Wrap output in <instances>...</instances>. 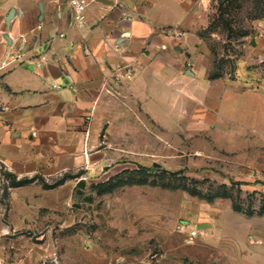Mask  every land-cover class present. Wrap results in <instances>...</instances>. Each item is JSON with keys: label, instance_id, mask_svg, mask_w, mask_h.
Here are the masks:
<instances>
[{"label": "rangeland", "instance_id": "374dc122", "mask_svg": "<svg viewBox=\"0 0 264 264\" xmlns=\"http://www.w3.org/2000/svg\"><path fill=\"white\" fill-rule=\"evenodd\" d=\"M223 5L222 14L220 0L197 2L207 24L194 34L165 29L171 51L191 46L202 77L264 87V0ZM202 96L179 107L163 93L161 122L132 108L81 158L52 147L28 172L0 161V264H264V147L258 164L237 162L235 127ZM14 176L31 182L13 186ZM195 224L213 225L190 242Z\"/></svg>", "mask_w": 264, "mask_h": 264}, {"label": "crops", "instance_id": "0c3cea01", "mask_svg": "<svg viewBox=\"0 0 264 264\" xmlns=\"http://www.w3.org/2000/svg\"><path fill=\"white\" fill-rule=\"evenodd\" d=\"M85 1L80 24L69 0H0L1 162L28 172L35 158L50 157L52 147L81 158L84 147L102 144L99 132L114 130L132 108L143 107L161 122L157 105L163 93L178 96L179 107L184 95L192 103L209 98L207 113L214 109L237 131L228 143L240 150L237 162L263 159L264 87L202 77L192 66L191 46L171 51L175 36L165 29L192 34L205 29L207 21H199L195 6L200 0H113L114 6ZM22 35L29 38V58L3 68ZM40 55L47 59L38 65ZM126 66L133 67V77L116 80L115 72ZM212 90L217 96L210 97ZM204 125L212 132L219 126L216 116L205 117ZM41 147L44 154L38 153Z\"/></svg>", "mask_w": 264, "mask_h": 264}, {"label": "built area", "instance_id": "2783aa9c", "mask_svg": "<svg viewBox=\"0 0 264 264\" xmlns=\"http://www.w3.org/2000/svg\"><path fill=\"white\" fill-rule=\"evenodd\" d=\"M70 5L75 13L76 20L80 24L85 23V10L87 7V3L85 0H69ZM29 38L26 35H22L19 39L16 48H14L7 56L6 59L3 61L2 66L3 68L9 67L10 65L19 63L20 61L26 60L29 58ZM40 62L38 65L41 64V61H45L47 59L46 55L39 56ZM134 74L133 67L126 66L122 71L118 70L115 72L116 80H121L122 78H132ZM54 88L59 89L61 88L58 84L52 85ZM188 232L189 241H193L196 238L204 237L206 235V229L203 226H199L198 224L190 226Z\"/></svg>", "mask_w": 264, "mask_h": 264}, {"label": "trees", "instance_id": "16d2710c", "mask_svg": "<svg viewBox=\"0 0 264 264\" xmlns=\"http://www.w3.org/2000/svg\"><path fill=\"white\" fill-rule=\"evenodd\" d=\"M224 1H230V2H233V1H238V0H220V10H221V13L223 14L224 13ZM181 171H177V172H167V171H163V173L165 174H179ZM28 182H31L30 179H20V180H16L15 176H14V180H12V183H13V186H23L25 184H27Z\"/></svg>", "mask_w": 264, "mask_h": 264}, {"label": "water", "instance_id": "95a60500", "mask_svg": "<svg viewBox=\"0 0 264 264\" xmlns=\"http://www.w3.org/2000/svg\"><path fill=\"white\" fill-rule=\"evenodd\" d=\"M98 1H100L101 3L107 6H114L115 4L113 0H98Z\"/></svg>", "mask_w": 264, "mask_h": 264}]
</instances>
